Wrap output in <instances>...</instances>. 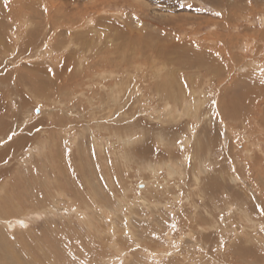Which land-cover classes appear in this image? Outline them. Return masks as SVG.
Masks as SVG:
<instances>
[{"label": "rangeland", "instance_id": "rangeland-1", "mask_svg": "<svg viewBox=\"0 0 264 264\" xmlns=\"http://www.w3.org/2000/svg\"><path fill=\"white\" fill-rule=\"evenodd\" d=\"M0 211V264H264V0H0Z\"/></svg>", "mask_w": 264, "mask_h": 264}, {"label": "bare ground", "instance_id": "bare-ground-1", "mask_svg": "<svg viewBox=\"0 0 264 264\" xmlns=\"http://www.w3.org/2000/svg\"><path fill=\"white\" fill-rule=\"evenodd\" d=\"M137 73V72H136ZM158 73V72H157ZM159 74V73H158ZM97 83H98V81H97ZM130 85V84H129ZM128 88V87H127ZM131 89H129V95L130 94H133L134 96L136 95L135 93L136 92H139V88H138V86H135V87H133V86H131L130 87ZM125 89H126V86H125ZM193 92V93H192ZM191 93L193 94V96H195L194 95V91H192ZM197 93H198V91H197ZM139 94V93H138ZM113 97V95H112V93L110 92V94H109V98L111 99ZM137 97V96H136ZM200 100V99H199ZM141 101H143V100H141ZM196 101V102H195ZM201 101V100H200ZM138 102H140V101H138ZM181 104H183V107H184V105L186 104V101L184 100ZM202 106H203V102H198V100H196V99H192V102H190V107H189V111L187 112V113H185V114H187V115H190L191 117V119H196V121H200L201 120V114H200V109H202ZM169 111L171 112V113H167L166 115H163V116H161V117H159V116H154V118L156 119V120H164V119H168L169 121H175V120H177V119H179V118H181V116H183L184 114H182V115H177V114H175L176 112H178V108L176 107V105H174V106H171L170 108H169ZM198 111H199V113H198ZM203 119V118H202ZM95 130V129H94ZM94 133V131H93V129H92V131H91V134H93ZM94 135V134H93ZM96 138V137H95ZM105 138H106V140H108L109 139V136H105L104 137V140H105ZM129 138H124L123 140H122V142H124V144L126 145V143H127V140H128ZM96 140V139H95ZM120 140V139H119ZM18 141V143H20L21 142V138L19 139V140H17ZM102 141H103V137L101 138V145L102 144H104V143H102ZM108 142V141H107ZM110 143V142H109ZM15 144H17V143H14L13 145H11V147H14L15 146ZM41 144H42V141H41ZM105 145V144H104ZM35 146V148H33V149H38V148H36V147H38V145L37 144H35L34 145ZM100 147V146H99ZM101 147H103V145L101 146ZM40 148V147H39ZM32 149V150H33ZM9 150V149H8ZM5 152V151H4ZM39 152V151H38ZM154 170V169H153ZM201 175L203 174V171L202 170H200V172H199ZM154 175H156V173L154 174ZM198 177H199V179H201L200 178V175H198V174H196ZM157 176V175H156ZM195 177V176H194ZM197 177V178H198ZM141 182V181H140ZM144 182V185H143V188L142 189H144L146 186H148L149 184L148 183H150V182H145V181H143ZM154 183H156V182H154ZM154 183H153V185H154ZM157 185V184H156ZM160 185V184H159ZM138 189H140V188H138ZM141 190V189H140ZM62 194V196H59V197H54L53 198V200L51 201L52 203L51 204H49L45 209L46 210H48L49 212H52V211H64V210H62V208L61 207H59V203H60V201L63 199V198H67V197H65L64 196V194L63 193H61ZM139 199L137 200V202L140 204V205H151V201H149V200H147V199H145V197H143L142 195H139V197H138ZM68 201H70L69 199H68ZM122 208H121V210H118L122 215L126 212H129L130 211V209H131V207L133 206V205H135V203H137L136 201H131V202H128L127 203V201L125 200V198H123L122 200ZM21 202V201H20ZM68 205H70V204H68ZM67 205V206H68ZM6 206V205H5ZM71 206V205H70ZM12 208V207H11ZM61 208V209H60ZM88 208V207H87ZM86 208V209H87ZM76 209V208H75ZM13 210V209H12ZM70 211H71V208L69 209ZM2 211V213H3V211L4 210H1ZM0 211V212H1ZM65 211H67V210H65ZM88 211V210H87ZM11 212H13V211H11ZM79 212V211H78ZM0 214L1 216H3L4 218L5 217H13L14 215L12 214V213H10L9 215H6V214ZM9 213V212H8ZM7 213V214H8ZM100 217H105V218H107L108 219V216H107V213L104 211V210H97V212H96ZM125 213V214H126ZM29 216H32V214H24V215H22L20 218L22 219V221H19L18 219L15 221V223L16 224H19V225H26L27 224V218L26 217H29ZM246 216H249V215H247L246 214ZM126 217H127V214H126V216H125V219H126ZM245 217V216H244ZM15 218V217H14ZM128 219V218H127ZM123 220L124 221V224L125 225H127L126 227H121L119 230L117 229V228H115L114 227V224H113V221L110 219L109 221H110V227H109V229H108V233H110V235H113V239L115 240V236H116V234L118 233V231H123V232H125L126 233V235H128V236H130L131 238H132V236H133V233L130 231L131 229H129L128 228V223H129V221L128 220ZM244 219H248L249 220V218H244ZM248 222H250V221H248ZM3 223H5V224H7V223H9L7 220H5V222H3ZM91 224H93V222L91 223ZM254 225H255V222H251V224L249 225V227H254ZM15 226H17V225H15V224H13V227H15ZM0 229H2V228H0ZM198 232V231H197ZM1 233V232H0ZM2 234V233H1ZM118 235V234H117ZM192 235H195V233H193V232H189V235L188 236H186L187 238H191L192 237ZM3 240V239H2ZM1 241V240H0ZM113 241V240H112ZM200 244H203V243H200ZM111 245V244H110ZM112 246V245H111ZM113 247V246H112ZM205 247H206V245L205 244H203V246H202V248L203 249H205ZM121 252V251H120ZM248 252V251H247ZM153 253V252H152ZM118 254V253H117ZM161 254V253H160ZM29 255V254H28ZM102 255V254H101ZM119 255H122V256H119V257H117V258H110V259H107V261L105 262L106 264L108 263L109 264V262H112V264L113 263H115L116 262V264H125V260L123 259V256L125 255L124 253L123 254H119ZM30 256V255H29ZM203 256H205L204 258H201V261L203 262V264H208V261L206 260L208 257H210L207 253H203L200 257H203ZM250 256V255H249ZM21 257H23V256H21ZM27 257V256H26ZM38 257V256H37ZM62 257V256H61ZM67 257V256H66ZM66 257L64 258V259H66ZM116 257V256H115ZM179 257V256H178ZM177 257V258H178ZM20 258V257H19ZM32 258V257H31ZM58 258H60L59 256H57L55 259H56V263L55 264H63L62 262H63V260H62V262H61V260H58L57 261V259ZM93 258V255H91V257H89V258H87V260L89 259H92ZM129 258V257H128ZM15 259V258H14ZM61 259V258H60ZM95 259L96 260H100V256H97V257H95ZM102 259L103 260H105L106 258H105V256L104 257H102ZM130 259V258H129ZM160 259V258H159ZM175 259H176V257H175ZM36 260V259H35ZM44 260H45V257H41V259L39 260V258L35 261V264H45V262H44ZM6 261V260H5ZM32 261H27V264H33V263H31ZM87 262V261H86ZM135 262V261H134ZM23 263V262H22ZM74 263H76V262H74ZM85 263V262H84ZM144 263V262H143ZM163 263V262H162ZM10 264H17V263H11V261H10ZM77 264V263H76ZM81 264V263H80ZM83 264V263H82ZM128 264V263H127ZM161 264V263H160ZM209 264H217V260H215L214 258H212V261H211V263H209ZM221 264V263H220Z\"/></svg>", "mask_w": 264, "mask_h": 264}, {"label": "water", "instance_id": "water-1", "mask_svg": "<svg viewBox=\"0 0 264 264\" xmlns=\"http://www.w3.org/2000/svg\"><path fill=\"white\" fill-rule=\"evenodd\" d=\"M143 185H144V183H141V184L139 185V187H140V188H142V187H143Z\"/></svg>", "mask_w": 264, "mask_h": 264}, {"label": "snow or ice", "instance_id": "snow-or-ice-1", "mask_svg": "<svg viewBox=\"0 0 264 264\" xmlns=\"http://www.w3.org/2000/svg\"><path fill=\"white\" fill-rule=\"evenodd\" d=\"M217 15H220V13H217Z\"/></svg>", "mask_w": 264, "mask_h": 264}]
</instances>
